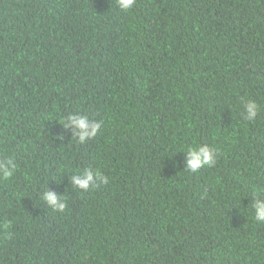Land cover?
Listing matches in <instances>:
<instances>
[{"label":"trees","instance_id":"trees-1","mask_svg":"<svg viewBox=\"0 0 264 264\" xmlns=\"http://www.w3.org/2000/svg\"><path fill=\"white\" fill-rule=\"evenodd\" d=\"M193 143L213 166L185 170ZM6 156L0 264H264V0H0ZM89 167L109 182L73 188Z\"/></svg>","mask_w":264,"mask_h":264},{"label":"clouds","instance_id":"clouds-1","mask_svg":"<svg viewBox=\"0 0 264 264\" xmlns=\"http://www.w3.org/2000/svg\"><path fill=\"white\" fill-rule=\"evenodd\" d=\"M136 0H116L117 7L124 12L132 9ZM244 115L248 121H254L259 114L260 105L252 99L244 101ZM61 124L65 129L71 127L74 129L73 137L77 138L81 144H84L97 136L102 128L103 121L90 119L87 115L79 112L69 113L62 117ZM63 139V137H58ZM186 157V167L190 173H196L201 168L211 167L216 162V154L207 144L189 145L186 151L182 152ZM15 157H4L0 159V179L8 180L13 177L17 170ZM97 182L107 184L109 178L103 175L98 169L93 170L91 167L73 174L70 177V183L73 188L80 189L84 192ZM42 199L47 205L55 211L63 213L67 208V199L63 195L57 194L55 191H46L42 195ZM251 209L254 212L253 219L257 223L264 224V199L259 198V194L251 201ZM7 227V225H5Z\"/></svg>","mask_w":264,"mask_h":264}]
</instances>
